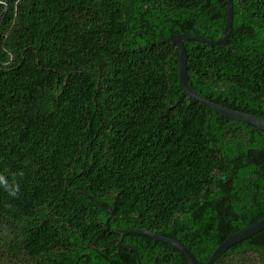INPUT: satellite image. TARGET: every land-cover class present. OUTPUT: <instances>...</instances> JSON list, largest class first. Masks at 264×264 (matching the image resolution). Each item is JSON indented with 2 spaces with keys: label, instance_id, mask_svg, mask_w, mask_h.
Returning <instances> with one entry per match:
<instances>
[{
  "label": "trees",
  "instance_id": "trees-1",
  "mask_svg": "<svg viewBox=\"0 0 264 264\" xmlns=\"http://www.w3.org/2000/svg\"><path fill=\"white\" fill-rule=\"evenodd\" d=\"M228 5L0 0V264H189L116 229L206 264L264 218V130L178 77L174 39L218 40ZM184 44L201 97L264 117V0L233 1L226 44ZM213 264H264V229Z\"/></svg>",
  "mask_w": 264,
  "mask_h": 264
},
{
  "label": "water",
  "instance_id": "water-1",
  "mask_svg": "<svg viewBox=\"0 0 264 264\" xmlns=\"http://www.w3.org/2000/svg\"><path fill=\"white\" fill-rule=\"evenodd\" d=\"M233 1L234 0H229L225 29L223 31V34L218 40L216 41L209 40L205 37L195 35V34H182V35L177 36L174 39V43L179 48V57H178L179 82H180L182 91L185 93V95L188 96L191 102H194V103L200 102L223 117H226L233 121L246 122V123H249L255 126L258 129L264 130V117L263 116L246 113L240 110H235V109L220 105L209 99H205L201 97L192 87L191 82L189 81L188 76H187V52H186L184 42L186 40H196V41L210 44V45L226 44L230 36L232 25H233ZM263 229H264V218L247 228H244L236 233L230 234L227 237V239L216 248V250L212 253V255L210 256L206 264H213L231 246L237 244L238 242L242 240L250 238L251 236L262 231ZM116 231L121 233L122 239L125 235L129 233H140V234L150 236L152 238H155L158 241L168 244L172 246L173 248L181 251L186 257V259L188 260L189 264H200L196 256L192 253V251L187 246H185L183 243H181L180 241L176 239L166 237L164 235L155 233L150 230H144V229H137V230L116 229ZM127 247L130 249H133L131 246H128V245Z\"/></svg>",
  "mask_w": 264,
  "mask_h": 264
},
{
  "label": "clouds",
  "instance_id": "clouds-1",
  "mask_svg": "<svg viewBox=\"0 0 264 264\" xmlns=\"http://www.w3.org/2000/svg\"><path fill=\"white\" fill-rule=\"evenodd\" d=\"M17 191H18V189H17ZM15 194H16L15 191H10V195H15Z\"/></svg>",
  "mask_w": 264,
  "mask_h": 264
}]
</instances>
